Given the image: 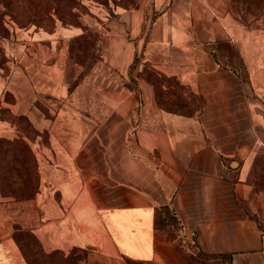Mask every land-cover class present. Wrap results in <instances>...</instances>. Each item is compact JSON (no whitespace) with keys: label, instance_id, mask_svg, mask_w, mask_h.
Returning <instances> with one entry per match:
<instances>
[{"label":"crops","instance_id":"1","mask_svg":"<svg viewBox=\"0 0 264 264\" xmlns=\"http://www.w3.org/2000/svg\"><path fill=\"white\" fill-rule=\"evenodd\" d=\"M115 12L99 22L88 65L72 51L81 26L19 29L6 43L0 136L22 132L8 115L29 119L40 184L26 199L0 191V264H27L17 226L48 251L89 249L93 264H185L179 241L155 228L165 205L203 250L264 264L262 194L247 182L262 153L264 27L214 0H138ZM147 64L201 106H161Z\"/></svg>","mask_w":264,"mask_h":264},{"label":"rangeland","instance_id":"2","mask_svg":"<svg viewBox=\"0 0 264 264\" xmlns=\"http://www.w3.org/2000/svg\"><path fill=\"white\" fill-rule=\"evenodd\" d=\"M30 0H12L10 2H6L5 0H0V77L8 71V52L6 49V43L9 38L19 29H27L35 27L37 29H45V30H55L59 26H81L83 27L85 34L78 38V40L74 44V48H72L73 52L78 56L81 63L88 65V63H92L93 59H95L96 50L94 47L97 46V40L99 36V22L104 24L110 16H113L116 12L117 8H123L126 6L134 7L138 4V0H78L76 5L72 8L73 12L76 14V20L73 22H68V20L61 19L58 13L55 12V9L52 8L51 14H47V18L42 20V23L37 25L38 23L34 22L31 15V10L29 9ZM214 2L220 6L222 12L231 13L237 20L243 23L245 26H253V25H261L264 27V11H261L256 6V0H214ZM51 16V17H50ZM16 17V19L14 18ZM27 19H31L32 21H27ZM39 19H41L39 17ZM229 52H232L231 47L228 48ZM177 79L170 77L167 81L171 82L172 89L178 90L180 94H182L190 104H197L196 97H190L189 94L185 93V88L181 84H176ZM166 90V89H164ZM168 92V90H167ZM184 92V93H183ZM170 97V100L175 99L174 95H169L163 93L162 98L165 100V96ZM13 121L12 117L10 116ZM18 125L20 130L22 129L25 132L30 130L29 122L23 117H16L14 119ZM21 130V131H22ZM29 133V132H28ZM23 132H19V135H22ZM2 148V149H1ZM3 148L4 143L0 141V159H3ZM264 134H263V143H262V157L256 158L255 163L250 166V171L248 175L247 182L254 186V188L262 194V216L261 219L258 220L262 229L264 230ZM0 165H3V162L0 161ZM18 170V169H17ZM18 172H21L19 176L15 174H9L8 177L10 179L15 178L18 183H15L16 186H11L9 180H4L0 184V191L9 197H14L16 194L24 193V194H33L34 193V185L38 180L36 179V175L33 171L32 173L27 171V173L19 168ZM14 181V180H13ZM10 184V185H9ZM24 185V186H23ZM3 186V187H2ZM18 189L19 192L13 190ZM18 199V198H17ZM24 199V198H19ZM172 221V219H170ZM159 233L162 236H166L169 239H177L180 243L181 254L185 259L191 258L194 256L191 246L182 241L183 239L178 235L177 226H165L161 224ZM30 235V236H26ZM21 240H27L29 242L30 249L33 251H37V247L33 244V240H35L34 236L30 233H22L19 235ZM45 251L50 252L44 248ZM70 251V250H69ZM65 251V255L71 254L73 257V262L71 264H93L91 262L90 250L82 249L79 247L73 248L70 252ZM24 256V255H23ZM59 258V254L55 256ZM26 259V258H25ZM27 261V259H26ZM127 264H145L143 262H136L130 259H126ZM27 264L28 261H27Z\"/></svg>","mask_w":264,"mask_h":264},{"label":"trees","instance_id":"3","mask_svg":"<svg viewBox=\"0 0 264 264\" xmlns=\"http://www.w3.org/2000/svg\"><path fill=\"white\" fill-rule=\"evenodd\" d=\"M5 1L10 2L12 0H5ZM243 1L245 2L249 0H243ZM77 2L78 0H30L28 6H29V9L31 10L32 19L34 20V22L38 23L37 25H39L42 23V20L47 18V14H51L52 8L55 9V12L58 13L61 19L68 20V22L75 21L76 14L73 12L72 8L76 5ZM256 6L261 11H264V0H256ZM39 17L41 19H39ZM14 18L16 19V17ZM27 21L30 22L32 20L27 19ZM85 32L87 31L85 30ZM84 34L85 33L78 36L74 42H76L78 38L82 37ZM72 48H74V45ZM73 54L75 55L77 59H79L78 56H76L74 52ZM96 56L97 55L95 54V57ZM137 60H138V57L135 59V62ZM142 74L149 81H151V83L154 85L157 102L164 108H167L173 111L192 113L196 109H198L199 106H201V102H198L197 104L188 103V100L182 94H180L178 90L171 88V85L173 84L167 81V79L170 77L164 74H160L154 68L149 67L148 64L145 66V69L143 70ZM175 83L180 84L178 80H176ZM163 93L164 94L166 93L167 96L174 95L176 98L173 100L172 99L170 100V97L168 98L164 95L165 96V100H164L162 98ZM10 116L12 117L13 122L15 121L14 119L16 117H23L26 120H28L30 130L28 131L29 132L28 133L21 129L23 134L14 139H9V138L0 136V141L4 143V148H3L4 158L0 159V161L3 162V165H0V184L4 180H9L10 182H13V183H10L11 186H16L15 183H18L16 181V176H19L21 173V172H18L19 168L22 169V171L24 170L26 173L28 171L31 175L32 167H33V171L36 175V179L38 180V183L36 182V184L34 185L35 186L34 193L33 194L19 193L15 195V198H18V199L19 198H24V199L31 198L35 196L36 192L39 189L40 178H39V170L37 167L36 156L28 140L24 138V135L33 137L36 134V130L32 127L31 122L25 115L15 116V115L10 114L8 115V117L11 120ZM261 157H262V153L259 154V156H257L256 158L261 159ZM9 174H13V175L15 174L16 176L15 178L10 179L8 177ZM13 190L14 191L17 190L16 193L19 192L18 189L13 188ZM170 219H172V221H170ZM161 224L165 226L166 225L167 226L176 225L178 229L179 237L183 239L182 241L187 242L191 246L194 256L192 255L191 258H187L186 260L185 257H183L182 255V258L185 264H232V254L231 253L207 252L199 246L195 235L191 238H185V235L183 234L184 224L180 221V219L177 216L176 210L172 206L170 205L157 206L156 211H155V228L157 230H160V228H162ZM22 233H30L31 235L34 236L35 240H33V244L37 247L36 252L30 249L29 242L27 240H21L19 235H21ZM13 235L24 257L27 259L29 264H71L73 262V259L75 258L71 254L65 255V250H62V249H54V250H51L50 252L45 251L43 244L31 230L24 229V228L17 226ZM26 236H30V235L26 234ZM73 248H71L70 251ZM82 249H86V248H82ZM58 254H59V258H56L55 256H57Z\"/></svg>","mask_w":264,"mask_h":264}]
</instances>
